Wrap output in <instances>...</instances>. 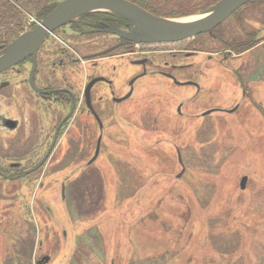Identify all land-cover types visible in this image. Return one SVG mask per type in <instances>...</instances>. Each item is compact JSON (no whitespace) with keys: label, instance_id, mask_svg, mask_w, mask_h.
<instances>
[{"label":"rangeland","instance_id":"1","mask_svg":"<svg viewBox=\"0 0 264 264\" xmlns=\"http://www.w3.org/2000/svg\"><path fill=\"white\" fill-rule=\"evenodd\" d=\"M262 9L245 8L250 28L258 27ZM232 30L238 31L227 20L220 33L233 40ZM188 43L145 50H158L156 58L162 59L165 51ZM234 53L222 65L202 55L201 77L191 67L181 76L198 78V96L157 76L140 80L135 95L117 105V114L111 109L102 118L106 129L93 163L98 133H90V145H68L69 134L62 133L35 173L23 181L0 180V264H13V256L28 264L45 255L48 264H264V42L249 53ZM121 60L124 91L131 57ZM83 77L74 81L79 88ZM0 81L10 84L0 90V120L19 125L15 131L0 129V164L11 172L9 164L20 162V171H27L51 146L44 145L45 134L35 145L34 126L44 114L25 105L33 95L16 71ZM183 103L179 117L174 109ZM215 105L239 108L190 116L191 109L198 115ZM89 126L96 131L91 119ZM89 173L97 184L84 205L95 202L98 210L92 205L91 214L73 218L68 207L79 206L73 188L87 182Z\"/></svg>","mask_w":264,"mask_h":264},{"label":"flooded vegetation","instance_id":"2","mask_svg":"<svg viewBox=\"0 0 264 264\" xmlns=\"http://www.w3.org/2000/svg\"><path fill=\"white\" fill-rule=\"evenodd\" d=\"M127 1L136 4L150 14L160 17L168 15L170 11L169 5L184 6L185 4L193 3L204 6L203 9L198 11L202 12L220 0ZM147 3L150 7L149 9L146 8V10L142 5H146ZM162 6H164V8H162ZM247 6H252L260 13L263 11L262 8H264V0H251L249 3L241 6L210 33L201 34L175 43L134 44L124 41L115 35L105 33V30L111 28L131 29V26L125 19L113 14L94 17L92 22L86 24H73V22H71L53 31L50 36L44 40L37 51L35 63L32 57L26 58L17 65L0 73V77L7 76L8 74H15L16 71L17 75L23 80L22 84L27 85L30 92H32L33 103L28 100H24V103L25 105L30 104L35 112L40 114L41 111L44 114L42 123V119L38 117L41 120L38 126H34L35 131L33 135L39 132L36 136L37 141L35 145H41V135L39 134H45L44 145H46V143L47 145H54L47 159L55 145H58L60 142V135L62 133L69 134L68 145H90V133H98L95 145H97L99 136H101V145L102 134L106 129L102 118L106 112L111 109L114 115L117 114V105L130 100L135 95L136 84H138L140 80L148 76H157L176 88H191L194 91L193 96H198L201 93V85L196 81L201 77V64L202 58H204L202 55H206L208 62L216 63V61H218V63L222 65V62L228 59L230 60L231 57H235L234 52L236 46H246L249 43H254L252 47L236 55L237 57L243 53H249L257 49L264 42V39H262L264 38V14L259 21L254 22L258 27L250 28L248 24L249 20L243 18V13ZM77 19L75 20L76 22L78 21ZM37 20L36 15L32 17L29 16L26 26H29L30 23ZM227 20H233L235 27L238 29L237 32L232 30V32H235L232 36H237L233 40L224 38L222 36L223 34L220 33V28ZM260 34L263 35L260 36ZM187 41H189V46L186 49L184 47L175 51L176 53H181V55H177L173 51H165V54L168 55L167 57L162 56L161 59L156 58L161 57L155 55L160 54L158 50H145L150 46L178 44ZM211 42H214L219 48H213L214 45H212L211 48L209 46ZM2 48L3 45L0 44V51ZM150 53L153 55H149ZM125 56L131 57V60L128 61L129 67L127 71L130 75L125 82V86H127L126 89L121 91L120 65L122 62L121 59ZM187 58L189 59L187 60ZM188 68H197V72L200 73H198L199 76H197V79L189 78L183 80L181 78V76L188 75L186 72ZM81 73L84 77L83 82H81V87L79 88L74 81L77 80L78 75ZM232 74L237 78L235 72L232 71ZM97 79L98 81H95ZM9 85L10 84L6 81H0V90L8 88ZM127 95L128 97L126 99L121 100ZM243 95H246L244 90H242V96ZM193 101L194 99H192L190 103ZM183 107L184 103L182 105L179 104L174 109L177 116L182 117ZM237 108H239V105L233 110H226L215 105L205 109L198 115L192 114L196 110L191 109L190 116L200 118L211 113H232L235 109L237 110ZM207 112L210 113L204 115V113ZM94 114L98 117L101 127ZM22 119L24 120L23 116ZM89 119L95 124L96 131L89 126ZM35 120L36 119H33L34 123ZM18 126V123L12 119L4 117L0 120V129L15 131ZM73 134H77V138H74ZM41 161H39L35 167H37ZM43 164L40 167H42ZM9 167L11 172L0 164V180L2 182L23 181L27 176L35 173L40 168H37L30 174H26V171H20V162L10 163ZM34 168L32 167V169ZM62 186L64 190L65 185ZM15 193L16 196H18V191ZM19 207L23 208L24 206L21 205ZM47 210L51 212L50 210L52 209L50 207V209L47 208ZM63 236H65V232H63ZM12 258L13 264H25L24 257L19 260H14L15 256ZM49 262L50 257L45 255L36 259L34 258L32 263L29 262L28 264H48ZM1 264L9 263H6L4 260V263Z\"/></svg>","mask_w":264,"mask_h":264},{"label":"water","instance_id":"3","mask_svg":"<svg viewBox=\"0 0 264 264\" xmlns=\"http://www.w3.org/2000/svg\"><path fill=\"white\" fill-rule=\"evenodd\" d=\"M250 1L220 0L206 10L190 17L165 18L150 14L127 0H62L39 22L23 31L11 43L1 49L0 73L29 57H32L35 63L37 51L44 40L53 31L75 21L82 15L108 13L122 17L131 26L130 30L111 28L105 30V33L115 35L124 41L134 44L175 43L201 34L210 33L237 9ZM95 81H98V79ZM127 97L128 95L121 100ZM209 113H204V115ZM95 117L101 127L98 117L96 115ZM100 141L101 136L98 138L94 156L89 161V164L93 163L99 154ZM53 146L51 145L48 154ZM48 154L37 167L26 171V174H30L39 168L47 160ZM177 156L179 164L182 165L179 153ZM246 182L247 177H243L240 181V189H245Z\"/></svg>","mask_w":264,"mask_h":264},{"label":"trees","instance_id":"4","mask_svg":"<svg viewBox=\"0 0 264 264\" xmlns=\"http://www.w3.org/2000/svg\"><path fill=\"white\" fill-rule=\"evenodd\" d=\"M61 1L62 0H0V44H2L3 47L8 45L23 31H25L29 16L32 17L36 15L37 19L41 20ZM147 5L148 3L146 5H142V7L149 9L150 5ZM162 8H164V6H162ZM203 8L204 6L193 3H188L184 6L169 5L170 11L168 15L160 17L177 18L192 15ZM107 14L108 13H90L82 15L77 19V22L73 21V24L90 23L94 17ZM253 44L249 43L246 46L242 45L243 47L236 46L235 52L240 53L247 48L252 47Z\"/></svg>","mask_w":264,"mask_h":264},{"label":"crops","instance_id":"5","mask_svg":"<svg viewBox=\"0 0 264 264\" xmlns=\"http://www.w3.org/2000/svg\"><path fill=\"white\" fill-rule=\"evenodd\" d=\"M94 176H95L94 174L89 173L87 176L88 177L87 182H84L82 180L81 183H78L77 188H76V185L73 188V193H75V195H76L77 202L79 203V206L75 207V205H74V208L72 206L68 207L70 215L76 214L79 216V218L86 217L92 213V208H91L92 205H94L93 212L98 210V206L97 205L95 206V202L92 203L89 201V203L86 202V205H84L85 204L84 200L86 201L85 195L88 194L90 196L91 191H92L91 190L92 187L97 184V181H94V179H93ZM91 179L93 181H91ZM98 200H100L99 196H98ZM72 217L78 218V217H74L73 215H72Z\"/></svg>","mask_w":264,"mask_h":264}]
</instances>
